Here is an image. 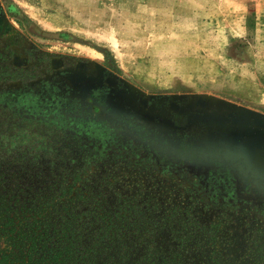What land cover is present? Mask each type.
Masks as SVG:
<instances>
[{
	"label": "rangeland",
	"instance_id": "374dc122",
	"mask_svg": "<svg viewBox=\"0 0 264 264\" xmlns=\"http://www.w3.org/2000/svg\"><path fill=\"white\" fill-rule=\"evenodd\" d=\"M0 7L3 185L64 189L98 264H264V129L227 120L264 115V0Z\"/></svg>",
	"mask_w": 264,
	"mask_h": 264
},
{
	"label": "trees",
	"instance_id": "16d2710c",
	"mask_svg": "<svg viewBox=\"0 0 264 264\" xmlns=\"http://www.w3.org/2000/svg\"><path fill=\"white\" fill-rule=\"evenodd\" d=\"M22 180L13 189L3 185L7 182L3 176L0 178V208L8 211V216L20 203V198L26 202L14 209L12 217H8L6 224L11 229L6 235V247L0 249V264H98L100 242L85 243V222L72 206L69 210L70 205L55 199L66 191L56 190L54 185L35 189ZM13 198L16 201L11 203ZM114 225L112 221L108 222L104 230L108 231ZM108 239L112 240V236Z\"/></svg>",
	"mask_w": 264,
	"mask_h": 264
},
{
	"label": "flooded vegetation",
	"instance_id": "af4514ba",
	"mask_svg": "<svg viewBox=\"0 0 264 264\" xmlns=\"http://www.w3.org/2000/svg\"><path fill=\"white\" fill-rule=\"evenodd\" d=\"M1 15H2V7H0V16ZM52 63L54 65V67H56V68H59V67H61L63 65V62L58 60V59L53 60ZM77 69L79 71H85L86 70L85 65L83 63H80L78 65ZM101 82H102L101 83V86H102L101 90H98V92L101 93V94H99V95L102 96L103 90L105 91V93H104V97L98 98L99 101L102 102L103 100H101V99H105V102H106V100H108L109 96H112L113 99H116L117 91L121 90V85L119 84L117 79H115L114 77L108 75V76H105V77L101 78ZM94 96H96V93H95ZM141 102L146 104V106L149 105V103H147L145 100H141ZM169 106L172 107L173 109H176L177 111H179L180 108H181V105L179 103L171 102L169 104Z\"/></svg>",
	"mask_w": 264,
	"mask_h": 264
},
{
	"label": "water",
	"instance_id": "95a60500",
	"mask_svg": "<svg viewBox=\"0 0 264 264\" xmlns=\"http://www.w3.org/2000/svg\"><path fill=\"white\" fill-rule=\"evenodd\" d=\"M197 103L205 107L207 100H205L202 97H199L197 99ZM227 116H228V119L227 118L226 119L230 121L232 125H235L238 127L241 126L240 128H243L244 124H247V125H252L255 128L264 129V115L258 112L243 108L242 112L240 113L230 112L227 114ZM221 118L222 117L214 119V120L221 121L222 120Z\"/></svg>",
	"mask_w": 264,
	"mask_h": 264
}]
</instances>
